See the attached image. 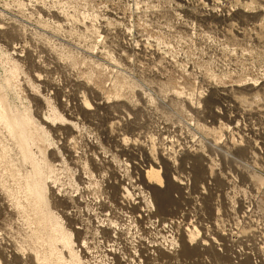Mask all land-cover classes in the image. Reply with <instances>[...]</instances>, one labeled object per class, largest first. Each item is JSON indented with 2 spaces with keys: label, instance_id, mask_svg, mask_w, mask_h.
<instances>
[{
  "label": "rangeland",
  "instance_id": "374dc122",
  "mask_svg": "<svg viewBox=\"0 0 264 264\" xmlns=\"http://www.w3.org/2000/svg\"><path fill=\"white\" fill-rule=\"evenodd\" d=\"M0 264H264V0H0Z\"/></svg>",
  "mask_w": 264,
  "mask_h": 264
}]
</instances>
